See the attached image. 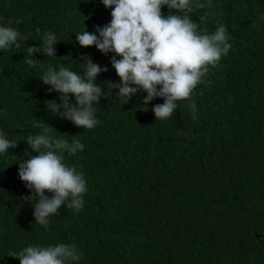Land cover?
<instances>
[{
  "label": "trees",
  "instance_id": "1",
  "mask_svg": "<svg viewBox=\"0 0 264 264\" xmlns=\"http://www.w3.org/2000/svg\"><path fill=\"white\" fill-rule=\"evenodd\" d=\"M0 264H264V0H0Z\"/></svg>",
  "mask_w": 264,
  "mask_h": 264
},
{
  "label": "water",
  "instance_id": "2",
  "mask_svg": "<svg viewBox=\"0 0 264 264\" xmlns=\"http://www.w3.org/2000/svg\"><path fill=\"white\" fill-rule=\"evenodd\" d=\"M256 238H258V235H255Z\"/></svg>",
  "mask_w": 264,
  "mask_h": 264
}]
</instances>
